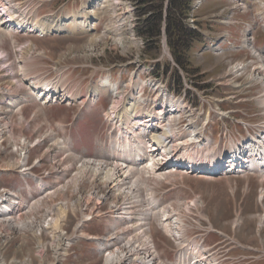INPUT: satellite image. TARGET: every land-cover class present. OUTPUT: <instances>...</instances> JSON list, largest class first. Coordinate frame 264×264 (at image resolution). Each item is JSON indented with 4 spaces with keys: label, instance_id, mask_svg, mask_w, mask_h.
Here are the masks:
<instances>
[{
    "label": "rangeland",
    "instance_id": "rangeland-1",
    "mask_svg": "<svg viewBox=\"0 0 264 264\" xmlns=\"http://www.w3.org/2000/svg\"><path fill=\"white\" fill-rule=\"evenodd\" d=\"M41 1H49V0H36L37 4L41 6L39 9L40 13H45L50 9L57 8L62 0H56L54 5H52L49 2L41 3ZM99 1L100 0H93L92 3L89 4L90 7L87 6L89 9V13H91L90 17H88V19L90 18L92 20L91 25H93L96 22L98 23L97 30L95 28L96 31L93 34L88 35L86 34L87 32L85 30L79 29V31L75 32L76 34L71 36H68L69 34L64 33L65 36L55 35L47 38H39L33 35H31V37H26L25 35L19 37L21 43H23L24 41L26 42L29 40L31 41L33 40L36 43V45L40 48V50L44 52L43 53L44 56L35 59L36 60L35 65L39 66L37 67L36 72L43 73L47 71V73L52 74V77H54L56 76L57 73H59L61 67H64L65 65L71 66V70L69 72L68 78L72 81L71 84L75 85V87L78 86L79 84L82 86V88L80 89L82 94L80 95L78 93V95H80L79 96L80 99L83 98L82 95L84 94L83 92H85V87L91 81L89 76L90 70L87 69L80 71L78 68V66L80 65L111 68L115 65L129 63L131 73H134L132 79L135 77V73H137L138 75L141 72V68L154 67L156 68V71L160 70L161 72L160 74L163 75L164 78L171 77L172 80L171 85L173 86V88L177 89L178 92L181 89L177 79L179 75L177 74H183L187 78L190 84L195 83L194 86L198 87V89L200 90L194 96L195 109H197V111L199 110L207 111L208 108L207 102H210L213 106L211 108V113H212L211 116L214 117L213 113L215 112V110L222 109L223 112L227 113L225 117L226 123H229L231 120H235L238 117L241 118L242 115L251 118V119L245 118L250 122L259 121L264 118V108H262V106L258 102V96L260 95L258 92L262 91V87H260L261 85L257 84L256 86L252 87L254 84H249L245 76H243L240 79L235 78L236 80H233L234 76H231L230 78H226L230 76L227 75L226 73L229 68L230 62H232L233 65V63L239 61L252 59L254 68L264 64L263 61L259 62V60L255 59V57L251 53L252 47H256L257 50L262 55H264V27L261 25L262 23H259L258 25H251L249 27V29L251 30L250 38H252V40L248 42L250 44L249 45V44H244L242 42L243 39L239 37L242 34V31L244 30L243 29L244 27L240 26L239 24L230 26L229 28H223L218 25L214 26L209 23L202 22L201 29L203 32H205L209 36H212L214 34L222 35L225 37L227 36L233 41L235 45L238 46V49H236L237 51L226 53L223 57H218L217 51L211 53L203 47L202 45L204 44L202 43L203 41H197L194 43V46L193 48H191V51L189 53L188 65H186L185 68H182L176 63V61L175 63L172 62V60H170L164 54L161 45L162 36L159 39L155 38L156 40L149 42L148 37L141 34L140 32L142 26L140 19L141 18L144 19L147 16L149 17L152 16V14L157 13L156 4L158 2L153 1L149 4L144 3V6H142L143 4L142 0H104L103 3ZM136 1L137 2L139 1L141 4L140 5V7H142V10H140L141 12L138 11L136 12L134 10L132 12V15L129 14L127 16H124L123 13L125 12V10L126 9L127 11H129V9L132 10L131 7ZM203 1L204 4H206V7L202 6L199 12L193 11V13L190 16L191 18H189L188 21L187 20L184 21L185 23H189L190 25L193 24L192 26H194L195 19H193L192 17L194 15V12L196 15H199L201 18L211 15L222 16L231 8V3L224 2L222 0H203ZM93 2H95V5L93 4ZM165 3H167V1ZM84 4L85 5H83V7L85 8L86 3L84 2ZM102 4L104 8H102ZM102 10H103V15L100 18V13ZM141 13H145V14H142L143 16L138 17V15H141ZM240 18L245 21L251 22L253 20V15H251V12L249 11V13L242 15ZM48 23L49 22H46V24ZM124 24L126 26L123 27H127V30L129 31L122 32L123 37L120 39L114 33L118 29L119 25H124ZM105 25L110 32L106 33V30L104 29ZM94 26L96 27L95 24ZM79 28L82 27L79 26ZM133 28L135 29L134 31ZM65 29L66 28L64 27L62 31H64ZM98 38L100 42H103V44H99V42H96ZM167 40H168V36H167ZM2 42H4V37H2ZM2 42L0 43V50L1 52H5V49L1 47ZM94 43H96L95 44L96 46L94 47L97 48L93 49L92 51L91 49L93 48ZM135 43L137 44V46ZM4 45L5 48L9 51V46L6 43V41L4 42ZM70 50L74 54H77V56L70 57V55L72 56ZM63 55H67L69 57H64L63 59H61ZM62 60H66V61H62ZM13 64L14 63H12L10 66L11 69L13 68ZM42 67H44L45 70L39 72L43 69ZM251 70L252 69L248 70L249 74H251L250 73ZM8 71L9 69L4 70V72H8ZM223 74H224L223 77L226 79L221 78V75ZM3 78L5 77L3 76ZM35 78L37 79V76H35ZM143 79L144 78L141 77L142 81ZM176 79L177 82L176 84H174V81ZM38 80L41 79H37L35 81ZM207 80L210 81L211 83L209 84V86L207 85L209 89L204 90L206 88L201 87L202 86L201 82ZM237 81L239 84L247 88L252 87V89H244V90L238 89L240 91L235 90L234 88L240 87ZM7 82H12V81H7ZM101 84L102 83L100 82L97 85H101ZM15 85L16 84L13 85L11 84V87H15ZM228 86L234 88H230ZM92 89L95 91L97 90L98 92H102L99 86L96 87L95 85H93ZM17 93L18 94L16 95L15 91H12V96L14 98V101L16 103L18 101L23 102L21 97H23L27 93V91H24V93H22L21 91ZM147 93H149V89L147 90ZM103 94L107 95L108 92L101 93L99 98H101ZM16 96H18V98ZM221 97H227L229 100H231L232 103L228 106H222V108H214L216 104L213 102L212 99L221 98ZM234 98H236L235 101ZM239 100H242L243 103L237 102ZM83 101L84 99L82 100V102ZM109 101H110L109 98L102 97L101 101L99 102V104L96 105V107H93L91 109L85 108L83 110L80 109L78 110L80 106L69 107L68 105L65 104L59 105V107H55V106L49 107L46 110L40 109L41 110V111L39 110L40 115L38 113L39 118L38 119L35 118L36 119L35 125L37 126L38 129L42 127L43 128L42 132H43L46 130L47 127L44 126L45 124L44 122L46 120H54L55 122L61 121L63 123H70L72 122L74 115L79 112V118L75 122L76 127L74 128L72 133L73 142L76 145V148L79 150V159L92 160L93 158L94 160H96V158H99L101 156L103 158L106 157L107 159H110L111 156L107 145L108 132L105 135L104 131L105 128L107 127L103 122L102 113H101L102 109L106 107ZM35 103L36 101L32 103L34 105H32L26 110L25 115L27 117H30L33 114V112L38 109V105H36ZM136 106L137 103L134 102L132 107H136ZM236 111H238L239 114ZM234 112L236 114H234ZM38 115L36 117H38ZM187 115H189L190 117L191 111H189ZM197 126L200 127V125ZM52 136H54V134H52ZM24 137H26V135H24ZM195 139L200 140V137L198 136ZM197 142L198 141H196V143ZM124 144L127 145L126 142H124ZM100 146L103 147L102 150H98L101 148ZM42 150L43 148L41 147V149L37 151V153L33 154L31 161L35 160L37 155L40 154ZM115 154L117 155L118 153ZM3 157L6 159L7 162L10 161V158L13 157V155H11V152H7ZM56 157L58 158V155H56ZM117 158H119L118 155ZM67 162L71 164L72 162H74V159H67ZM35 170H37L38 173L39 170H44L46 172L47 166L45 168H40ZM44 171H41V173H44ZM101 178L103 179V181H105L104 180L105 175H102L97 177L93 185L87 183L83 185V187L92 196L91 202L88 205L87 210L85 211V215L87 216H89L92 212H94V209L97 207L96 206L97 201H95V195H94L97 185L100 184V182L105 186L109 184V183H102V181L100 180ZM148 182L154 186V192H156L157 194L155 195L157 196L156 197L158 201L157 205L158 208L160 209H157L156 211L161 210L162 205L169 204L170 202H174L175 206H177L180 203L190 202V201L193 202L195 201L194 199H199L202 201L203 208H201V210L200 208L198 210L192 209V211L189 210L190 212L186 213L189 217L193 219L187 218L184 221L180 216L181 225L183 221V225L185 227L188 226L187 230L190 238L196 233L197 234L205 233L204 231H199V230H205L208 228L211 229L212 231L215 229L217 230V232L221 231L222 233H224L225 236L223 235L221 237L212 234L209 236L210 239L208 241L210 243H214L216 241L220 243V246L216 249V251L219 252L221 256L226 258V262H224V264H264V257L257 256L258 252L261 251L264 252V227L261 230V235H258L255 232L257 224L259 223L258 215H260L259 217H262L264 214L263 206L258 205V203H256L258 196V189L261 185L257 177H251V178L248 177V179L245 178H228V179L209 178L208 179L200 176L191 177V178L186 177L184 178V180H179V186H180L179 190L171 189L170 186H167L169 185L168 182H160L156 179H149ZM165 183L167 184L165 189H158L159 187H162ZM6 187L19 189L23 192L21 188L22 187L21 182L18 179L11 180L9 178L8 172L0 171V189ZM245 187H248V189L246 190ZM160 198H162V200H160ZM124 200L125 198H123V196L119 197L120 205L123 204ZM139 200L140 201L142 200L143 202L142 195L139 198ZM242 200L245 201L244 204H241ZM103 203L105 202L103 201ZM142 204L144 206L142 209L145 210L147 205L145 207L144 202ZM113 206H114L113 199H108L105 204L101 205L100 207L98 206L100 208L102 215H100L98 211H96V213L92 215V217H94L95 220L93 219V221H90L89 224L86 223L85 235L89 233L90 235L93 236L94 235L99 236L101 239L103 238L108 239L110 238V236L113 235V233L116 234L117 232H119L118 229L121 230L128 227L127 225L122 224L121 226H119L120 228L114 229L113 231V226L118 223L116 221H113L111 223L108 220L109 218L107 219L103 217L105 215L108 217L110 213L113 212L114 210V208H112ZM131 210L133 213L131 214V216L135 218L136 225L134 229L129 231V233L123 237L125 240H128L133 237L132 243L142 242L144 241L143 230L145 229V227L144 225H141L142 222L140 221V219H143L145 215L140 212L139 207ZM199 213L204 218L203 220L198 222L194 218V215H198ZM81 216L82 214L79 212V219H80L79 222L82 220ZM131 216H128L127 218ZM96 217H100L102 219L104 223L102 224V226H99L97 224L100 219L99 218L96 219ZM235 220H240L241 224L239 225V222L238 221L235 222ZM195 221L199 225H196ZM129 222L130 221H127V223ZM233 222L235 223L233 224ZM74 224H76L75 219L72 216L71 217L69 216L66 223L67 227H72V225ZM66 225L64 228L65 231L68 232ZM150 225L152 226L151 231H152V235L154 236L153 239L155 241V245L158 250L157 251L158 255L160 253L163 259L171 260L175 253L174 250L176 249V245H175L176 241L173 238H170L163 233V231L158 227V222H155L153 220L151 221ZM237 225L239 226L236 227ZM185 227L184 229L186 230ZM5 233L6 234H4V236L0 240V246L4 247L1 250V254L5 257V262L7 263H9L12 259L16 261L20 260V262L23 263L24 259L28 257L30 251L32 252L31 255L37 252L36 251L37 244H40L39 246L44 248L45 246L47 247V245L44 246V244H46V242H49L48 240H50L49 237L44 235L42 239L39 238V241L35 239L33 236H30L29 239L21 240L20 238H18V236L15 234L14 231L5 230ZM175 236H178L180 238L179 241L183 242V236L180 234L179 231L175 230V234H173V237ZM8 237L12 239L11 242H9ZM79 238H80L79 243L77 242L78 244L77 243L74 244L73 247L69 249L67 256H65V258L60 261L63 264H104L105 257L100 255L101 253L99 254V247L97 246V242L93 240L81 238L80 235ZM206 238H207L206 236H203L195 239L196 240L199 239L200 241L203 239V241H206ZM24 243H27L28 245L26 246ZM77 246H79L78 253L76 252V250H74L76 249ZM120 246L121 245H119V247ZM48 248H50V245ZM41 255L43 256L42 258L43 261L46 260V256L43 253H41ZM120 256L125 257L124 249L120 250ZM109 257L110 260L112 258H115L112 253H110ZM254 257L255 258L261 257V258L256 260L257 263L255 262L252 263L251 261L252 258ZM144 259L145 258L140 257V261L143 262V264H155L150 259L149 260L148 259L144 260ZM47 260L48 261L46 264H50L51 262L54 263L53 252H51V250L49 249L47 253ZM34 263L40 264V262L36 259ZM107 263H108V256L106 258V264Z\"/></svg>",
    "mask_w": 264,
    "mask_h": 264
},
{
    "label": "bare ground",
    "instance_id": "bare-ground-1",
    "mask_svg": "<svg viewBox=\"0 0 264 264\" xmlns=\"http://www.w3.org/2000/svg\"><path fill=\"white\" fill-rule=\"evenodd\" d=\"M92 1L93 0H90V3H92ZM93 4L95 5V2H93ZM87 6L90 7L88 3L86 7ZM3 10H4V6L1 5L0 6V16ZM88 20L90 21V26L86 25L88 21L84 23L79 22V26L82 27L79 29L85 30L86 32L95 31L96 27L94 26V24L96 25V23L91 25L92 20L90 18ZM36 27L40 31H43V32L45 29H47V27L42 22L37 24ZM76 27L77 25L73 24L72 28L65 27L66 29L62 31L64 27H62V25H57V27H55L52 30V33L58 32L57 34L67 33V34L74 35L76 34L75 32H77L75 30ZM49 28H52V27H49ZM243 38L247 41L251 40L249 33H246L243 36ZM1 42H2V37L0 38V43ZM96 42H99V44H103V42H100L99 38L96 40ZM25 43L29 44V46L27 47H31L29 51L37 52L38 49L34 45L33 41L29 40V41H26ZM95 44L96 43L93 44V48L91 49L92 51L93 49L97 48V47H94L96 46ZM1 47L3 48V45H1ZM37 53L38 55H40L42 52L38 50ZM252 54L254 56H259V57L262 56V54L256 49H252ZM7 58H8V54L6 52V49H5V52H1L0 50V69H1L0 78H3V76L5 77V75H8L5 73L12 72V69L10 68L11 64L7 62ZM28 58L29 57L25 56V54L21 55L20 59L18 60V65L21 69H28V70L31 69L28 67V62H29ZM241 67L246 68L244 65H240L236 67V70L238 71ZM5 69H9V71L4 72ZM246 71L247 69H244L242 73L243 76H245V78L249 77L250 80H253L255 78L259 80L261 85L264 87V65L255 69L253 74L247 75ZM242 74L240 76H242ZM227 75H230V74L227 72ZM232 76H234L233 80H236L235 78H240V76L237 74H234ZM27 78L31 79V78H35V76L33 77L27 76ZM107 79L108 78L104 79L101 82L102 84L100 88L102 92H98L97 90L95 91L89 88V90H91L93 94V98L91 97L89 98V100H84L80 105V109L87 107V106H89V108L93 107L95 105V101L100 97L101 93L108 92L109 94L111 92V88L107 86L109 84ZM134 80L135 81L131 80L132 81L131 86L133 89V95L136 96L137 98L132 96L133 97L132 103L134 104V102H136L138 106L139 102L141 103L144 100L143 98L144 96H138L137 92L135 93V90L140 89V91L143 92L142 90L143 82H141L139 79L137 80L134 79ZM40 81L42 80H38V81L34 80L32 81V87H29V88L26 87L27 93L24 96L22 95L23 97H21L23 102L18 101L16 103L12 96L11 90L0 88V101L1 102L9 101V102L14 103V105L24 103L23 105L26 107L29 104H32L33 102L36 101L32 97V90H33V87H37L38 85L41 84ZM15 82L16 81L7 82V86L11 87V84L13 85L15 84ZM47 86H51L55 92H59V93L61 92L62 94L65 95L64 96L65 98H68V99L73 98L74 99L73 102L69 104H73L74 101L78 100V96L73 97V94L67 90L68 86H66L64 82H62V84L59 83V85L54 84V86L52 84H47ZM112 89L114 92L116 91L115 87H113ZM157 91L158 90H156L155 92ZM15 94L16 95L18 94L17 91H15ZM88 94H89V91H87L86 95ZM103 95L106 96V94H103ZM263 96H264V93L262 94L261 97ZM16 97L18 98V96ZM44 103L46 104L47 102H44ZM189 103L190 104H188V106H192V102H189ZM260 104L264 107V99H262V102H260ZM137 106L132 107V108L137 109ZM189 111H191V116L189 117V115H187V117L185 118V121H187L186 128L189 126V124L191 125V122H193V119H192L193 110L190 109ZM38 113L40 112L39 111L35 112L33 120L37 118L36 116L38 115ZM136 115H139L140 118H138L137 121H135L132 124V127L134 129H140V130L137 131L134 134V136L132 137L129 136L127 131L122 132L124 131V129H122L121 132H118V133L108 131L107 133L108 144L107 145H108V150L111 156L110 159H107L106 157L103 158L102 156L99 158H96V160H94L93 158L92 160L77 159V156H75V154L69 153L72 151L66 150L58 142V138H57L58 136H52L51 138L49 136V133L43 136H40V138L36 142H32V143L22 138H20L17 143L13 141V138L8 139L9 144H11L13 147L15 146V144H17L18 146L25 145L26 149L29 151L34 149L36 145L40 142L41 143L47 142L48 144H51L50 148H48L47 153L43 156H39L38 165L42 167L43 164L45 165L46 163L48 164V168L54 166L55 170L50 173V176H53V178L55 179L65 178L66 180L68 177L71 176V174L76 169H77V172L74 178H72V180L69 183H67L63 188L59 189L56 192H50L49 195H44L43 199H40L34 203L28 204L27 205L28 210L23 211L19 215L21 217H18V216L10 217V218H5L4 220L0 221V240L2 239L4 234H6L5 230L14 231L15 234L18 236V238H20L21 240L25 238L29 239L30 236H33L35 239L39 241V238L42 239L43 235L50 238V240H48L49 242H46V244H44V246L47 245V247L45 246L46 248L45 247L42 248L41 246H39L40 244H37L36 246L37 252L31 255L32 252L30 251L28 257L24 259L23 263H21L20 260L16 261L14 259H12L9 263L5 262V257L1 254V250L4 247L0 246V264H35L34 263L35 259L38 260L40 264H46L48 261L47 260L48 249L51 250V252H53L54 259L60 260L63 258V256L67 254V250L69 247H71L73 240H76L79 237V235L81 238L88 239V240L91 239L97 242V246L99 247V253L105 256L104 264H106L107 256H108L107 264H143V262L140 261V257L145 258L144 260L150 259L155 264H158V263L164 264L163 261L161 263L158 259L159 255L157 252L155 241L153 239L154 236L152 235V231H151L152 226L150 225L151 221L153 220L155 222H158V227L163 231V233L166 236L173 238L176 241V244L178 242L179 245L178 244L177 245L179 247L180 246L183 247L181 252L185 253V251H188V249H186L185 247H190V248L205 247L203 244H200L197 242H194V243L187 242V239L185 237V232H184L185 226L183 225V221L181 225L180 216L174 218L173 216L169 215L171 211L165 210V208L156 211L158 209V205H157L158 201L156 199L157 194L156 192H154V186L150 184L148 180L156 179L160 182H170L174 179H177L178 177H184V174L180 172L170 171V170L167 171L165 167L169 163L168 161L166 162L163 161V163H154V164L150 163V164H145L141 166L142 163L140 162V159H141L142 150H141V146L138 145L136 141L137 139H144V137L142 136V132L143 130H147L146 122L148 121V119L143 117V115H145V111L143 112L140 111L136 113ZM200 115L201 114L194 116V120L196 119L197 116L199 117ZM165 116L167 119L165 121H160L159 123L158 122L155 123L153 128L155 130L156 128H158L159 133L164 132L162 131L163 127L167 130V132L163 133L164 135L162 134L159 135V138L161 139L165 136L171 135V138L169 139V144L167 145L169 150L166 151L167 152L166 154L168 156V159L173 161L172 163L177 164V162L179 161V159H181L184 153L183 148L185 147V145H183V143L180 142L179 139L175 138L173 134H175L176 131H182V129L179 125H175L172 122L171 120L172 117L167 116V115ZM219 116L222 117V115H219ZM59 124H60L59 122L56 123V125H59ZM122 128H125V127L122 126ZM192 128L196 129L198 128V126L196 124H193ZM147 131L149 132L150 130H147ZM121 133L123 134V136L130 139L126 142L127 145H125L124 143H121L122 138L118 137ZM196 135L197 134L195 133L194 136L191 138L192 140L190 143H192V148H187L186 150H193L197 148L198 146H202V140L195 139L196 137H198V135L197 136ZM44 136H47V137H44ZM114 136H116V138H114ZM152 139H155V137H152ZM196 141L198 142L196 143ZM256 141H258V138H256L255 141H249L251 143L248 142L249 144L248 147L253 146V144ZM34 143L36 145H33ZM258 146L259 145L257 144L256 149L253 148L251 150L252 156L256 157L259 160H264V149L263 150H260L259 148L257 149ZM2 148L3 147L0 142V151L2 150ZM17 150L19 151L20 149L18 148ZM112 151L115 153H118L117 155L119 156V158H117V155L113 153ZM24 152H26L25 147L21 146V153L19 154L20 158H17L18 163L22 160L25 161L26 156H23ZM58 154H60V156ZM56 155H58V158L56 157ZM167 156L166 155L164 156L165 160ZM62 157H65L64 161L60 160ZM67 159H74V162L76 164H74V166H71V164L67 162ZM161 160L163 159L161 158ZM201 160L203 161L204 159L201 158ZM238 161H239L238 164H233L231 167H229V169L232 167L239 166L240 170H242L244 166L249 164L250 158L245 157V156L244 157L239 156ZM232 163L233 162H231V164ZM15 165H16V162L15 161L12 162L11 158H10V161H7V162H6V159L3 158V164L0 166V169H4V168L12 169ZM71 167H73L74 169L71 170ZM102 175H105L104 180L107 181L105 182L101 178L100 180L102 181V183H109V184L105 186L101 184L100 182V184L97 185L96 191L94 193L95 201H97L96 203L97 207L94 209V212H92L89 216H87L85 215V211L87 210L88 205L91 202L92 196L83 187V185L86 183L93 185L97 177L102 176ZM205 178L215 179L218 177H210V175H208ZM263 181H264L263 179H260V182H263ZM245 188L246 190L248 189V187H245ZM62 192H67V195L62 194ZM141 195L143 196V202L145 204V207L147 205L145 210L142 209L144 207L142 204L143 203L142 200L141 201L139 200ZM16 196H19L20 198L19 194H16ZM120 196H123V198H125L122 205H120L119 203ZM59 197H62V198L59 199ZM261 198L262 197L260 196V200ZM108 199H113V204L115 207L114 206L112 207L114 208V210L113 212L110 213L108 217L106 215L103 217L107 219L109 218L108 220L111 223L113 221H116L118 223L113 226V231L114 229L120 228L119 226H121L122 224L127 225L128 227L121 229V230L118 229L119 232H117L116 234L113 233V235L110 236V238L108 239H104V238L101 239L99 236H95V235L93 236V235H90L89 233H87V235L89 236L85 235L86 223L94 219L92 215L96 213V211H98V213L102 215L99 207L105 204ZM194 200L195 201L193 202L191 201L192 203L186 206L187 211L191 210L190 209L191 207L196 208L197 210L199 208L200 210L201 208H203L202 206L203 203L201 200L199 199H194ZM103 201L105 203H103ZM138 207L140 208V212L145 215V217L141 216L143 217V219H140V221L142 222L141 225H144L145 227V229L143 230L144 241L132 243L133 237L128 240H125L123 236H126L129 233V231L135 228V225H136L135 218L131 216V214H133L131 209H135ZM69 211L72 212L74 215L79 214V212L82 214L81 216L82 220L79 222L80 219H78V221H76V224L72 227H67L66 225L67 219L69 218ZM128 216H131V217L127 218ZM100 217H96V218H100ZM263 220H264V214L261 217V223H260L261 225H263ZM127 221H130V222L127 223ZM237 221L239 222V225H240L241 221L235 220V222ZM235 222H233V224ZM65 225H66L68 232L65 231V228H64ZM239 225H237L236 227H238ZM175 230L179 231L180 234L183 236V242L179 241L180 238L178 236L173 237V234H175ZM213 232H217V230L214 229ZM8 240L9 242L12 241L10 237H8ZM117 242L119 243V245H121L120 247ZM24 244L26 246L28 245L27 243H24ZM49 245H50V248H48ZM98 247H97V250H98ZM196 248H192V249H196ZM122 249H124L125 257L120 256V250ZM41 253H43L46 256V260L43 261L42 259L43 256L41 255ZM110 253H112L116 259L112 258L110 260V257H109ZM193 256H194V260L192 262L189 261V264H202V263H195L200 260L199 256H197L196 254H194ZM50 264H53V262H51Z\"/></svg>",
    "mask_w": 264,
    "mask_h": 264
},
{
    "label": "trees",
    "instance_id": "trees-1",
    "mask_svg": "<svg viewBox=\"0 0 264 264\" xmlns=\"http://www.w3.org/2000/svg\"><path fill=\"white\" fill-rule=\"evenodd\" d=\"M158 2L157 13L141 18V34L148 37L149 42L162 36V27L165 22L168 45L176 63L185 68L189 63V53L194 43L200 39L197 32L185 26L184 20L189 14L192 0H142L144 3ZM166 1L168 5L166 7ZM139 7H140V2ZM152 6V5H151ZM142 10V7L139 8ZM166 15L164 16V12ZM145 14V13H141ZM143 16V15H142ZM145 17V16H144Z\"/></svg>",
    "mask_w": 264,
    "mask_h": 264
}]
</instances>
